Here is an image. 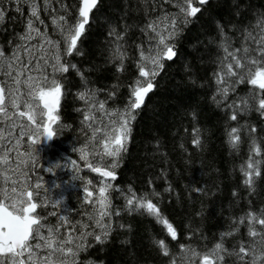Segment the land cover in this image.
<instances>
[{
    "label": "trees",
    "instance_id": "16d2710c",
    "mask_svg": "<svg viewBox=\"0 0 264 264\" xmlns=\"http://www.w3.org/2000/svg\"><path fill=\"white\" fill-rule=\"evenodd\" d=\"M37 2L40 5L39 20L43 24L33 20L34 26L48 33L50 38L58 39L51 19L53 15L63 13L45 12L44 0ZM62 2L70 6L69 12L75 16L77 8L71 6H78V0ZM0 3H6V0H0ZM51 3L53 8H60L56 0ZM143 8L142 0H98L97 9L90 14V27H85L78 41L82 54L65 58L77 65L80 75L70 70L60 77L64 88L59 109L61 120L56 126L52 148L46 153L77 159L73 149L83 147L91 136L92 129L84 121L86 105L79 99V93L85 90L82 78L87 81V88L99 90L98 99L106 101V108L125 105L129 99V85L138 75L135 68L138 48L148 47V37L140 29L152 16L146 17ZM161 9L176 11L172 4L155 0L153 15H159ZM260 13H264V0H208L201 12L182 27L175 41L178 55L173 61L165 62L154 81L156 87L141 109L136 110L127 152L115 170L117 178L111 182L110 199L113 212L120 215L111 218L113 231L103 244L90 236L86 250L77 258L78 264H169L170 258L164 257L155 246V240L160 238L166 240L171 258L180 264L181 245L191 246L203 254L215 243L222 242V234L229 232L239 217L248 211L259 213L264 209V164L260 177L255 180V190L250 192L243 183L245 177L241 172L251 155L250 139L245 131H240L241 140L233 149L227 136L231 127L255 126V135L264 152V118L252 112L238 115L237 121H228L223 105L217 107L211 99L215 93L212 74L217 68V58L223 56L216 22H220L236 48L241 45V30L250 27ZM30 18V10L22 5L21 13L10 10L0 24V48L6 54L19 43L18 36L25 32ZM110 27L116 28L122 37L120 40L109 35ZM118 45L122 46L121 52L125 56V70L120 73L116 71L118 63L110 59ZM114 86L116 95L109 99L108 93ZM250 87L247 84L237 86L227 103L237 96H246ZM93 115L96 126L101 113L94 112ZM197 129L201 139L199 147L192 143ZM46 153L43 154L47 156ZM79 175L93 182L95 187L90 186V190L95 195L99 187L98 175L89 169L82 170ZM72 184L74 186L66 193L64 208L43 207L38 214L42 223L52 227L61 223V216L66 217L67 223L60 229L62 232L75 230L78 234L80 224H87L84 230L90 232L95 228L88 221L92 208L82 199L84 193L80 182L72 180ZM129 190L137 196L153 191L158 193L150 198L158 204L163 217L172 223L177 232L176 240H172L166 229L146 212L124 211V197ZM120 224L124 227L120 228ZM190 229L195 230V235ZM251 239L245 224L238 233L225 237L223 243L230 250L238 244H248ZM223 264H236L235 257L225 256Z\"/></svg>",
    "mask_w": 264,
    "mask_h": 264
},
{
    "label": "snow or ice",
    "instance_id": "6c2138e0",
    "mask_svg": "<svg viewBox=\"0 0 264 264\" xmlns=\"http://www.w3.org/2000/svg\"><path fill=\"white\" fill-rule=\"evenodd\" d=\"M172 4L175 12L161 9L159 15L155 12V0H142L143 12L148 19L141 32L148 37V47L138 48V58L135 62L137 76L129 85V99L122 108H106V101L98 99L99 90L87 88V81L82 78L85 90L79 93V99L85 102L84 121L92 129L88 142L80 149L79 159L85 162V167L96 173L100 178L95 195L90 186L95 187L91 180H84L79 175L77 161L69 159L63 167L71 165L72 180L79 181L83 189V201L92 211L88 213V221L98 232L85 231L87 224H80V231H69L62 234L60 229L67 223L64 216L56 227L45 226L42 217L37 214L38 203L41 206L48 203L47 197L41 198V177H36L33 184L30 179V168L37 166V156L42 138L56 136L53 126L61 120L59 109L64 92L60 77L70 70L80 75L77 65L70 58L74 54L80 56L81 48L78 41L90 27V14L97 9L98 0H78L75 16L69 12V5L62 0L57 10L52 7L51 0H44L45 12L63 13L52 16L51 24L58 39H52L48 33L35 27L33 20H39L40 5L37 0H6L0 3V24L9 11L14 9L22 12V5L31 12V18L26 22V29L18 36L19 43L6 54L0 48V264H78V256L86 250L89 237L98 244L105 243L113 231L111 218L119 216L113 212L110 199L111 181L116 180V169L123 154L127 152V143L132 133V123L136 119V110L144 105L145 97L156 87L154 81L163 70L166 61H173L178 53L175 41L184 25L191 22L201 12L208 0H164ZM198 3L199 6H196ZM221 36L223 56L217 58V68L213 71L215 93L213 102L227 113L228 121H237L238 115L244 116L255 112L264 118V13H260L250 27L241 30L240 47L234 48L231 38L224 33L219 21L216 22ZM234 27V26H233ZM109 35H115L117 40L122 37L115 27H110ZM118 45L110 59L118 63V73L125 70V56ZM247 84L250 87L246 96H237L227 103L230 93H235L237 86ZM116 95V87L108 93L111 99ZM94 112L102 113L100 124L103 136L97 139L101 128L96 127ZM245 131L250 139V152L247 163L241 168L244 175L243 183L248 190L254 191L256 178L261 175V165L264 164V152L258 143L257 129L252 125H239L227 132L228 143L233 149L241 140L240 131ZM192 138V143L201 145L199 130ZM95 141V143H93ZM26 142V145H25ZM97 144L101 147H97ZM183 147V145H181ZM98 158L95 164L88 162L89 156ZM61 164L47 168L54 172ZM168 191V189H165ZM200 191V189H197ZM155 191L143 196H137L129 190L125 198L124 211L147 213L166 229L167 235L176 240L177 232L161 213L157 203L150 196H156ZM235 196V192L233 193ZM62 200H55L54 206H59ZM200 215V213H197ZM247 227L251 241L248 244H238L232 249L224 246L223 239L239 232L241 226ZM259 226V230H257ZM69 227H73L69 224ZM120 228L124 225L120 224ZM192 230V229H190ZM193 235H195V230ZM219 243L207 252L201 254L191 246L181 245L180 264H223L225 256L235 257L236 264H264V209L259 213L248 211L239 217L231 226L229 232L223 233ZM155 246L164 257H169V264H177L171 258L168 244L164 238L155 240Z\"/></svg>",
    "mask_w": 264,
    "mask_h": 264
},
{
    "label": "rangeland",
    "instance_id": "374dc122",
    "mask_svg": "<svg viewBox=\"0 0 264 264\" xmlns=\"http://www.w3.org/2000/svg\"><path fill=\"white\" fill-rule=\"evenodd\" d=\"M101 116H102V113L99 117V120ZM107 122H108L107 118L105 117L103 125L100 124L99 122L96 124V127L101 128V132L98 134L97 139H100L103 136V127L104 125L107 124ZM54 132L56 133V128L54 129ZM55 137L56 136H54L53 141ZM53 141L50 144H46V137L42 138L41 143L37 145V149H38L37 156L39 157L37 161V166L34 169L30 168V176H29L30 181L34 184L36 182V177L37 176L41 177V181H40L42 184V188L40 189L41 198L46 196L48 200V203L44 206H41V201L37 200L36 202L38 203V209L43 208V207H46V208L50 207L51 209L52 208H58V209L64 208L66 206V193L71 189V187L74 186L71 180L72 175H73L72 170H71L72 166L68 165L67 167H63V165L67 163L69 159H73V158L66 156V155H61L60 157H58V156H53L52 154H50V152L46 153L48 150L52 148ZM93 143H95V141H93ZM25 145H26V142H25ZM97 147L99 148L101 147V145L97 144ZM44 151L47 156L43 154ZM74 152L77 156V159H74V160L77 161V164L80 168V172L82 170L88 169L85 167V162L79 159V155H80L79 152L73 151V153ZM46 157H49V158H46ZM97 159L98 158L90 155L88 162L95 164L97 162ZM58 163L62 165L60 168H57L56 170H54V172H51V173L47 171V168L53 165H56ZM55 200H62L63 203H61L59 206H54ZM45 226L47 227L48 225L45 224ZM91 231L98 232L99 229L94 228ZM61 233L66 234L67 232L61 231Z\"/></svg>",
    "mask_w": 264,
    "mask_h": 264
},
{
    "label": "water",
    "instance_id": "95a60500",
    "mask_svg": "<svg viewBox=\"0 0 264 264\" xmlns=\"http://www.w3.org/2000/svg\"><path fill=\"white\" fill-rule=\"evenodd\" d=\"M150 93H151V92H150ZM150 93H149V94H150ZM149 94H148V95H149ZM148 95L145 97V100H146V98L148 97ZM55 126H56V125L53 126V129H54ZM53 138H54V137H53ZM53 138L48 139V138L46 137V144H50V143H52Z\"/></svg>",
    "mask_w": 264,
    "mask_h": 264
},
{
    "label": "flooded vegetation",
    "instance_id": "af4514ba",
    "mask_svg": "<svg viewBox=\"0 0 264 264\" xmlns=\"http://www.w3.org/2000/svg\"><path fill=\"white\" fill-rule=\"evenodd\" d=\"M56 126H57V125H56ZM55 128H56V127H55ZM55 128H54V129H55Z\"/></svg>",
    "mask_w": 264,
    "mask_h": 264
}]
</instances>
